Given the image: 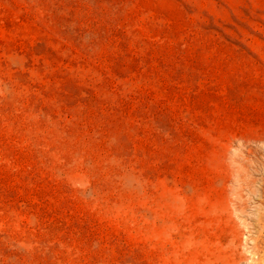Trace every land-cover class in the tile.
Segmentation results:
<instances>
[{
	"label": "rangeland",
	"instance_id": "rangeland-1",
	"mask_svg": "<svg viewBox=\"0 0 264 264\" xmlns=\"http://www.w3.org/2000/svg\"><path fill=\"white\" fill-rule=\"evenodd\" d=\"M260 231L264 0H0V264H253Z\"/></svg>",
	"mask_w": 264,
	"mask_h": 264
},
{
	"label": "bare ground",
	"instance_id": "bare-ground-1",
	"mask_svg": "<svg viewBox=\"0 0 264 264\" xmlns=\"http://www.w3.org/2000/svg\"><path fill=\"white\" fill-rule=\"evenodd\" d=\"M260 236H261V239H260V242L262 244V253L258 255L257 257V260L254 261L253 264H264V233L263 231H260Z\"/></svg>",
	"mask_w": 264,
	"mask_h": 264
}]
</instances>
